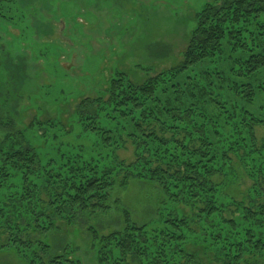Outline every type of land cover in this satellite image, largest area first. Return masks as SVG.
Instances as JSON below:
<instances>
[{"label":"trees","instance_id":"trees-1","mask_svg":"<svg viewBox=\"0 0 264 264\" xmlns=\"http://www.w3.org/2000/svg\"><path fill=\"white\" fill-rule=\"evenodd\" d=\"M59 114L49 159L0 122V254L83 264L80 235L91 264H264V0L205 5L175 67Z\"/></svg>","mask_w":264,"mask_h":264},{"label":"rangeland","instance_id":"rangeland-1","mask_svg":"<svg viewBox=\"0 0 264 264\" xmlns=\"http://www.w3.org/2000/svg\"><path fill=\"white\" fill-rule=\"evenodd\" d=\"M219 1L224 0H0V122L13 120L51 158L59 145L48 139L54 132L48 125L60 110L67 105L73 111L81 99L104 95L118 73L143 84L175 67L197 13ZM39 125L46 126L47 136ZM122 156L131 159L132 151ZM238 176L239 201L253 180ZM19 184L13 181L18 190ZM11 190L0 191V199ZM140 194L138 183L125 194L136 213L148 207L139 202ZM75 238L81 247L74 252L91 264L90 241ZM0 264L28 263L12 251L0 254Z\"/></svg>","mask_w":264,"mask_h":264}]
</instances>
